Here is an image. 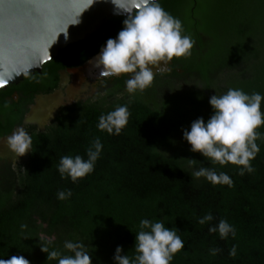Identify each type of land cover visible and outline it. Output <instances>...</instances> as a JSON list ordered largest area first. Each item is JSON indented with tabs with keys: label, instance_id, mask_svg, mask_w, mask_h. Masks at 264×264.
Here are the masks:
<instances>
[{
	"label": "trees",
	"instance_id": "obj_1",
	"mask_svg": "<svg viewBox=\"0 0 264 264\" xmlns=\"http://www.w3.org/2000/svg\"><path fill=\"white\" fill-rule=\"evenodd\" d=\"M159 3L181 21L182 34L190 36L194 45L191 55L173 58L182 74L175 72L152 83L192 80L201 88L158 104L145 100L141 91L122 96L121 80L104 100L64 108L46 132L27 127L29 159L17 166L9 184L0 182V259L23 255L30 264H57L41 251L47 240L40 236V221L48 225L49 235L58 234L57 241L46 245L49 251L70 255L64 242H79L91 254L92 264H113L117 245L130 258L135 255V233L140 230V220L148 219L163 220L184 243L170 264H264V138L256 141L259 152L250 161L253 171L243 175L236 165L212 164L198 152L178 148L183 145L179 142L182 129L198 117L207 120L212 114L210 96L229 88L264 96V65H260V52L253 45L254 25L264 22V0ZM123 19L109 21L80 47L70 46L46 64L43 94L56 89L59 70L81 65L98 54L105 41L121 30ZM260 46L264 48V39ZM254 63L255 73L250 70ZM227 74L236 76L238 83L222 87L221 79ZM25 80L26 87L34 84ZM27 105L23 98L9 103L0 95V120L7 126L1 136L23 125ZM120 105L129 111L121 133L109 135L98 130V117ZM257 131L264 133V125ZM97 137L103 147L94 170L75 183L62 179L56 167L60 157L80 155L86 159V150ZM164 148L174 149L173 153L166 155ZM184 158L196 163L190 167ZM200 167L225 172L232 185H214L192 177V171ZM67 190L71 197L57 199L59 191ZM207 214L213 219L200 224L199 219ZM222 219L235 229L234 237L229 234L221 239L218 232L209 231ZM233 247L235 256L229 255ZM211 249L219 251L212 255Z\"/></svg>",
	"mask_w": 264,
	"mask_h": 264
},
{
	"label": "clouds",
	"instance_id": "obj_2",
	"mask_svg": "<svg viewBox=\"0 0 264 264\" xmlns=\"http://www.w3.org/2000/svg\"><path fill=\"white\" fill-rule=\"evenodd\" d=\"M95 2L96 0H87L88 7L85 10ZM110 3L113 5L114 14L123 15L125 19L122 21L121 30L114 38L105 41L94 58L95 67L100 69L103 75L130 74L125 80V90L130 95L151 86L154 79L152 69L159 62H169L174 57L191 55L194 41L190 36L182 34L181 21L166 12L159 0H110ZM82 13L68 24L66 30L59 33L64 34L65 40L69 38V26L79 24ZM34 67L38 65L29 62L5 72L0 75V87H5L17 76L27 77ZM262 100L264 96L258 92L247 94L238 88H229L219 95L215 93L208 99L212 114L207 120L198 117L191 122L189 128L182 129V139L190 145L191 152L200 153L212 164L221 166L232 164L238 166L240 175L245 172L251 173L253 168L250 161L259 152L256 141L264 138V133L257 131L264 125ZM128 117V107L120 105L100 115L96 127L109 135H119L126 126ZM7 142L10 150L19 158L31 151V137L23 127L17 128L7 138ZM102 147L97 137L87 148L86 159L80 155L60 157L56 167L61 178H70L75 183L79 178L90 174L94 170ZM184 159L190 167L196 163L195 159ZM191 176L197 179L204 178L214 185H232L228 174L217 173L213 168L194 169ZM71 195V190L59 191L57 199L66 200ZM212 219L213 217L207 214L198 222L204 224ZM139 229L135 233L133 247L135 255L130 258L124 254L122 246L117 245L113 264H170L173 256L184 247L177 232L165 227L163 220L153 222L141 219ZM209 231L218 232L221 239L227 238L229 234L235 236V229L223 219L210 227ZM50 243L52 241L47 240L40 246L41 251L47 254V259H56L57 264H92V256L82 243L65 241L63 247L71 253L70 255H63L56 250L49 251L46 245ZM218 251L219 249L210 250L212 255ZM229 255H236L235 247L230 250ZM0 264H30V261L23 255H10L7 259H0Z\"/></svg>",
	"mask_w": 264,
	"mask_h": 264
},
{
	"label": "water",
	"instance_id": "obj_3",
	"mask_svg": "<svg viewBox=\"0 0 264 264\" xmlns=\"http://www.w3.org/2000/svg\"><path fill=\"white\" fill-rule=\"evenodd\" d=\"M87 7V0H0V75L29 62L38 65L30 70L27 77H15L5 87H0V91L19 85L31 75L40 74L43 67L58 58L68 46L88 40L113 19L125 18L123 15L114 14L110 0H96L85 10ZM80 13V23L69 26V38L65 40L64 34L59 33L66 30L68 24L78 18ZM94 58L78 69L69 70V73L75 78L90 75L92 72H97L99 78H120L123 75L101 74L100 69L95 67ZM169 62V65L173 64L172 60ZM159 64V73L170 72L166 62ZM77 80L70 88L66 100L62 93L39 97L37 105L25 117L24 124L32 123L38 114H41V124H45L54 117L60 107L75 103L76 93L82 85V80ZM40 110H43L42 113ZM7 138L0 140V149L9 148Z\"/></svg>",
	"mask_w": 264,
	"mask_h": 264
},
{
	"label": "flooded vegetation",
	"instance_id": "obj_4",
	"mask_svg": "<svg viewBox=\"0 0 264 264\" xmlns=\"http://www.w3.org/2000/svg\"><path fill=\"white\" fill-rule=\"evenodd\" d=\"M80 43L81 42L75 45H70V46L80 47ZM70 46H68L65 50H67ZM63 52L60 56L63 55ZM97 55L98 54L90 57L88 60H86L81 65H78L76 67H67L57 72V75H58L57 87L51 94L62 93L63 98H65V100L69 96L68 93L70 91V88L73 86L75 80L77 79H78L77 81L82 80L81 88L76 93L75 103L69 106L64 105L60 107L57 113L54 115V117L48 120V122L45 124H41V121L39 118L40 115L38 114V117H36L34 121H32V123L24 124L23 122V125L21 127H23L25 131L27 127H32V128L34 127L37 133L46 132L50 127H52L56 123L57 118L60 116L64 108H69L71 106L78 105L79 103L88 104V103H95V102L104 100L106 97H108V95L111 92L116 91L117 81L122 80L124 82V85L122 89L120 90V93L122 96L127 95L128 93L125 90V80L128 78L130 74H123L120 78H116V77L99 78L97 76V72H92L90 75H86V76L83 75V76H78V78H75L74 75L69 73V70L78 69L84 66L89 60H91ZM159 63L153 66V73H154L153 81H155V79L160 80V79L172 76L175 72H177L178 74L183 73L180 68H177V67L175 68L174 62L172 59V63H173L172 65H169L170 62H166L170 67V72L167 74H161L159 73V70L161 69ZM28 79L34 81V84L30 87L25 86L26 80L24 79V81L21 82L19 85L10 86L5 90H1L0 92L1 93L0 95L3 96V99L5 100V102L10 103L13 101L15 103H19L20 99L23 98L26 104L28 103L27 115L37 105L39 97L50 95V94L44 95L42 92V88H43L42 84H43V80L45 79L44 69L42 70L40 74L31 75L27 78V80ZM42 111L43 110H40V113H42ZM6 129H7L6 123L0 120V140L9 137L16 128L13 130L11 134H8L6 136H1V133L5 131ZM30 153L31 151L19 158L17 155L13 153L12 150H10V148L0 149V182L3 184H9L12 178V173L15 171L16 165L28 161Z\"/></svg>",
	"mask_w": 264,
	"mask_h": 264
},
{
	"label": "rangeland",
	"instance_id": "obj_5",
	"mask_svg": "<svg viewBox=\"0 0 264 264\" xmlns=\"http://www.w3.org/2000/svg\"><path fill=\"white\" fill-rule=\"evenodd\" d=\"M252 10V8H250ZM249 10V9H247ZM262 17L264 18V15H262ZM260 18H257V20ZM254 44L255 48L257 49L258 53H259V61H260V65H264V48L263 46H260V40L264 39V22H259L258 25H254ZM263 63V64H262ZM257 64H253V66H250V70H252L255 73V66ZM233 75V74H232ZM237 77L233 75V77L231 78L230 75H224L221 79V86L222 87H230L233 85H236L238 83V80H236ZM197 87H200L199 84H197L195 81L193 82L192 80L188 81V82H175V83H168V84H163V82L158 81V82H154L151 84V86H149L148 88H146L145 90L142 91L143 93V97L145 100H150L153 102H157L158 104H161L164 101H167L175 96H183L186 94V92L188 90H198ZM201 88V87H200ZM179 139H181L182 142V147L179 145L178 148H181V150H186V149H190V145H188V143L186 141H184L182 139V137H179ZM174 149L171 148H164L163 152L166 155H171L173 153ZM19 164L16 165L15 170L17 168ZM39 225H43V230L41 232V238L45 239V240H51L52 242L57 241L58 239V234L57 233H53V234H48L47 230H48V225L43 224L42 222L39 221L38 223Z\"/></svg>",
	"mask_w": 264,
	"mask_h": 264
},
{
	"label": "bare ground",
	"instance_id": "obj_6",
	"mask_svg": "<svg viewBox=\"0 0 264 264\" xmlns=\"http://www.w3.org/2000/svg\"><path fill=\"white\" fill-rule=\"evenodd\" d=\"M39 115H41V114H39ZM39 118H41V117H39ZM41 121V120H40ZM42 122V121H41Z\"/></svg>",
	"mask_w": 264,
	"mask_h": 264
}]
</instances>
